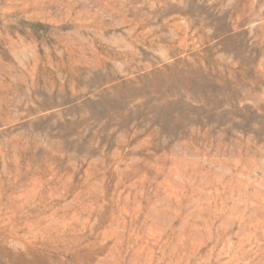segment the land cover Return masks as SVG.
<instances>
[{
    "label": "rangeland",
    "instance_id": "374dc122",
    "mask_svg": "<svg viewBox=\"0 0 264 264\" xmlns=\"http://www.w3.org/2000/svg\"><path fill=\"white\" fill-rule=\"evenodd\" d=\"M0 264H264V0H0Z\"/></svg>",
    "mask_w": 264,
    "mask_h": 264
},
{
    "label": "bare ground",
    "instance_id": "6f19581e",
    "mask_svg": "<svg viewBox=\"0 0 264 264\" xmlns=\"http://www.w3.org/2000/svg\"><path fill=\"white\" fill-rule=\"evenodd\" d=\"M161 96V95H160Z\"/></svg>",
    "mask_w": 264,
    "mask_h": 264
}]
</instances>
